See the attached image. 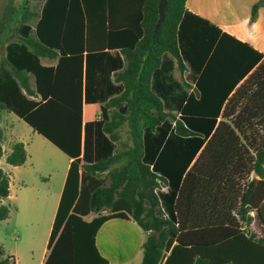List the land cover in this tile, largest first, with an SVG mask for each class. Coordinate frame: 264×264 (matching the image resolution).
<instances>
[{"label": "trees", "instance_id": "obj_1", "mask_svg": "<svg viewBox=\"0 0 264 264\" xmlns=\"http://www.w3.org/2000/svg\"><path fill=\"white\" fill-rule=\"evenodd\" d=\"M186 2L157 27L160 0H0V111L71 159L44 264H108L95 236L111 219L143 231L141 264H264V56ZM83 102L98 120L82 124ZM26 158L15 142L5 163ZM9 183L0 168V221Z\"/></svg>", "mask_w": 264, "mask_h": 264}, {"label": "crops", "instance_id": "obj_2", "mask_svg": "<svg viewBox=\"0 0 264 264\" xmlns=\"http://www.w3.org/2000/svg\"><path fill=\"white\" fill-rule=\"evenodd\" d=\"M26 1L19 0L18 6H15L16 13L25 9ZM258 1L187 0L186 9L264 56V5L258 10L255 20L251 21V9ZM127 2L110 0V10L119 8L125 12ZM110 21L113 25L115 22L120 25L131 23L124 13L111 14ZM41 64L56 66L57 60L41 59ZM99 107V104L83 102L82 124L98 120ZM12 127L7 129V134L2 129L4 155L0 168L9 176L10 183L9 194L4 201L9 214L7 219L0 221V246L4 256L13 257L14 264H44L71 159L26 123L19 126V132ZM15 142L23 143L26 162L19 167L6 164L7 168H4L2 160L5 161ZM144 241L145 235L138 225L124 219L105 222L95 236L96 249L108 264H141Z\"/></svg>", "mask_w": 264, "mask_h": 264}, {"label": "rangeland", "instance_id": "obj_3", "mask_svg": "<svg viewBox=\"0 0 264 264\" xmlns=\"http://www.w3.org/2000/svg\"><path fill=\"white\" fill-rule=\"evenodd\" d=\"M13 3H15L14 6H18V3H19V0H13ZM14 38L12 37L11 33L8 34L6 33L4 35V40H3V43L2 45L0 46V54H3L4 52V45L7 44L9 41L13 40ZM175 77L178 79L179 78V74L176 73L175 74ZM183 79H186L188 82H191V78H190V75H189V72H186L183 74ZM31 85L33 87V78H31ZM25 123H23V121L21 119H19L16 115H14L13 113H9L7 111H0V129H3L5 131V134L8 133L9 130V127H11V125L13 126L12 128L14 130H18V132L20 131L19 130V126L20 125H24ZM21 135H23V132L21 131L20 132ZM2 166H4V168H7V165L5 163L4 160H2ZM1 226L0 225V229H1ZM250 231L261 236V233H260V230H259V227L257 225V223L255 222V220L253 221L251 227H250Z\"/></svg>", "mask_w": 264, "mask_h": 264}, {"label": "water", "instance_id": "obj_4", "mask_svg": "<svg viewBox=\"0 0 264 264\" xmlns=\"http://www.w3.org/2000/svg\"><path fill=\"white\" fill-rule=\"evenodd\" d=\"M166 1L167 0H160V3H159V22L157 24V27H159V25L162 21V18H163L164 12H165ZM151 234L155 235L157 240H159V234L158 233H151Z\"/></svg>", "mask_w": 264, "mask_h": 264}, {"label": "built area", "instance_id": "obj_5", "mask_svg": "<svg viewBox=\"0 0 264 264\" xmlns=\"http://www.w3.org/2000/svg\"><path fill=\"white\" fill-rule=\"evenodd\" d=\"M161 191L165 192V191H166V189H165V188H162V190H161ZM155 193H156V191H155Z\"/></svg>", "mask_w": 264, "mask_h": 264}]
</instances>
